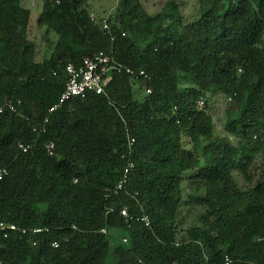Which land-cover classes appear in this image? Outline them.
Returning a JSON list of instances; mask_svg holds the SVG:
<instances>
[{
	"label": "trees",
	"instance_id": "1",
	"mask_svg": "<svg viewBox=\"0 0 264 264\" xmlns=\"http://www.w3.org/2000/svg\"><path fill=\"white\" fill-rule=\"evenodd\" d=\"M87 1H42L36 24L54 38L38 59L30 8L0 0V105L20 101L0 113V221L44 229L0 236V264H264V166L253 186L236 178L264 159V0H196L189 21L179 0L153 14L117 0L110 33ZM100 50L122 66L104 92L49 112L64 66ZM126 67L150 78L135 86ZM218 94L231 96L221 129ZM184 207L196 221L182 227Z\"/></svg>",
	"mask_w": 264,
	"mask_h": 264
},
{
	"label": "built area",
	"instance_id": "2",
	"mask_svg": "<svg viewBox=\"0 0 264 264\" xmlns=\"http://www.w3.org/2000/svg\"><path fill=\"white\" fill-rule=\"evenodd\" d=\"M90 18L95 19L92 13H90ZM109 12L105 13L99 20L100 24L105 30V32L110 33V25H109ZM124 35V33H122ZM112 69H118L121 70L122 66L119 62H117L113 57L112 50L109 51H103L100 50L97 53L93 55H86L81 58V60L77 63H67L64 66V70L66 73V82H65V88L61 92L58 101H56L48 110L53 111L57 107H59L64 102L70 100L73 97L80 96L83 97L88 92H94V93H102L104 92L105 85L110 81L111 79V70ZM126 73H128L131 82L138 86L140 84L141 79H149L150 76L147 72H145L143 69H140L138 71L133 70L129 67H126L124 69ZM145 93H150V88L145 89ZM231 96L227 97V101H230ZM20 101L17 100L15 102H12L11 100L7 101L4 105H0V113L5 111V109H8L10 111L16 112L17 111V104H19ZM198 106L202 107L204 104L203 98L198 99ZM47 121V118L44 119L42 122L43 125H41L42 130L44 129V123ZM35 129V126L33 127V130ZM134 137L128 138V145H129V153H131V146L134 144ZM18 146L25 151L27 149V146L23 145L22 143H19ZM54 144L52 142H49L46 145V151L48 154L52 155L54 153ZM132 162H129L127 167L124 169V174L122 176V179L117 183V185L114 188V191H118L122 188L123 184L126 181L127 172L129 167H132ZM7 173L6 167H0V178ZM108 191V189H107ZM119 213L121 216H123L126 219H132L133 216H130L128 209L126 206H123L119 209ZM141 221H143L145 224H149V218L147 215H143L139 218ZM44 229L41 227H34L32 229H26V228H20L15 223H8L5 221H0V236L1 237H8L9 234L13 231H18L21 234H28L30 233H38L42 232ZM101 232L105 233V228L100 229ZM123 241H126L125 238H122ZM59 243L58 241H53L52 246L58 247ZM230 259L228 257L225 258L224 264H229Z\"/></svg>",
	"mask_w": 264,
	"mask_h": 264
},
{
	"label": "rangeland",
	"instance_id": "3",
	"mask_svg": "<svg viewBox=\"0 0 264 264\" xmlns=\"http://www.w3.org/2000/svg\"><path fill=\"white\" fill-rule=\"evenodd\" d=\"M43 0H23V5L30 8V19H29V37L36 43L37 46V58L41 59L45 56L49 50L48 42L54 38L53 34L49 33L48 40H45V31L42 27L36 24L38 14L41 10V4ZM151 14L159 11L164 5L165 0H141ZM182 8V12L185 16L186 21L192 20L194 16L198 15V2L196 0H179ZM117 0H88L87 6L92 9V12L99 18L105 13L113 10ZM56 37V35H55ZM227 105V98L221 94L214 97L212 101V114L216 129H221L224 120V108ZM262 155V154H261ZM259 155L253 164L251 165V176L249 180H244L238 174H236L237 182L240 186H253L259 179L261 170L264 166L263 155ZM194 210H188L186 207L181 211V226H188L196 221Z\"/></svg>",
	"mask_w": 264,
	"mask_h": 264
},
{
	"label": "crops",
	"instance_id": "4",
	"mask_svg": "<svg viewBox=\"0 0 264 264\" xmlns=\"http://www.w3.org/2000/svg\"><path fill=\"white\" fill-rule=\"evenodd\" d=\"M23 1V0H22ZM23 4V3H22ZM25 7H27V8H29L28 6H26V5H24ZM89 8V11H90V13H92L93 14V16L95 17V19H97L96 17L97 16H95V14L92 12V9L90 8V7H88ZM100 17H102V15L100 16Z\"/></svg>",
	"mask_w": 264,
	"mask_h": 264
}]
</instances>
